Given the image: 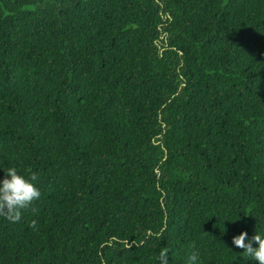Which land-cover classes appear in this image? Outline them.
Here are the masks:
<instances>
[{"label":"trees","instance_id":"16d2710c","mask_svg":"<svg viewBox=\"0 0 264 264\" xmlns=\"http://www.w3.org/2000/svg\"><path fill=\"white\" fill-rule=\"evenodd\" d=\"M8 167L0 264H259L264 0H0Z\"/></svg>","mask_w":264,"mask_h":264},{"label":"clouds","instance_id":"9594fccd","mask_svg":"<svg viewBox=\"0 0 264 264\" xmlns=\"http://www.w3.org/2000/svg\"><path fill=\"white\" fill-rule=\"evenodd\" d=\"M5 173V177L0 181V217L11 222H19L22 210L29 208L41 196L39 187L34 183L38 176L35 172H32L30 177L21 174L16 167H8ZM30 227L35 228L36 221H32ZM253 241L258 247H253ZM232 242L236 247L244 250L245 258H251L259 264H264V236L256 232L249 240L247 232L242 231L233 237ZM168 251L167 248L160 251L161 264H167ZM198 258V253L193 251L189 256L188 264H195Z\"/></svg>","mask_w":264,"mask_h":264}]
</instances>
